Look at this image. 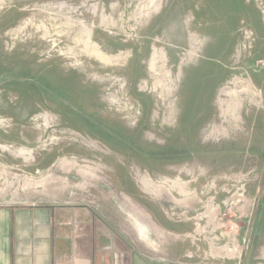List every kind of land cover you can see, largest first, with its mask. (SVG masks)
<instances>
[{
  "label": "rangeland",
  "instance_id": "rangeland-1",
  "mask_svg": "<svg viewBox=\"0 0 264 264\" xmlns=\"http://www.w3.org/2000/svg\"><path fill=\"white\" fill-rule=\"evenodd\" d=\"M13 200L139 213L187 264H264V0H0Z\"/></svg>",
  "mask_w": 264,
  "mask_h": 264
},
{
  "label": "crops",
  "instance_id": "crops-1",
  "mask_svg": "<svg viewBox=\"0 0 264 264\" xmlns=\"http://www.w3.org/2000/svg\"><path fill=\"white\" fill-rule=\"evenodd\" d=\"M102 209L75 200L0 204V264H187L160 249L159 230L141 214Z\"/></svg>",
  "mask_w": 264,
  "mask_h": 264
}]
</instances>
